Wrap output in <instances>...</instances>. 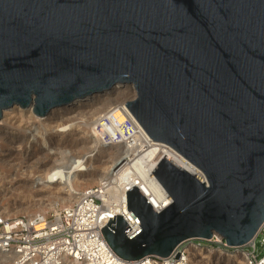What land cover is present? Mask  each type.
<instances>
[{"label":"water","instance_id":"water-1","mask_svg":"<svg viewBox=\"0 0 264 264\" xmlns=\"http://www.w3.org/2000/svg\"><path fill=\"white\" fill-rule=\"evenodd\" d=\"M125 85L149 136L205 181L162 157L152 173L171 203L127 190L141 228L128 237L110 217L111 249L136 261L214 235L246 245L264 221V0H0V118Z\"/></svg>","mask_w":264,"mask_h":264},{"label":"built area","instance_id":"built-area-1","mask_svg":"<svg viewBox=\"0 0 264 264\" xmlns=\"http://www.w3.org/2000/svg\"><path fill=\"white\" fill-rule=\"evenodd\" d=\"M138 156L123 158L121 164L113 168L111 176L79 191L78 199L69 205L29 216L6 217L0 214V254L8 259L9 264H63L65 259L80 264H188L187 247H193L239 256L241 264H264V221L254 238L244 246L230 247L220 236L214 235L210 240H186L167 257L150 255L136 261L118 257L101 229L108 222L105 221L107 209L117 204L126 208V212L121 214L130 227L125 235L129 237L141 228L127 210L126 201V191L134 185L140 190V185L137 181L134 185L127 181L120 188L114 180L125 161L131 160L132 165ZM159 161L155 162L153 170ZM153 170L150 172L152 177ZM141 193L149 202L148 195Z\"/></svg>","mask_w":264,"mask_h":264},{"label":"rangeland","instance_id":"rangeland-1","mask_svg":"<svg viewBox=\"0 0 264 264\" xmlns=\"http://www.w3.org/2000/svg\"><path fill=\"white\" fill-rule=\"evenodd\" d=\"M97 95L103 99L99 102L100 105L98 103L97 106H93L83 116H76L75 113L59 115L62 107L54 108L51 110L52 114L42 117L17 105L3 111L0 118V145L1 143L4 145L1 155H7V159L0 165L1 215L15 217L49 213L55 207L66 206L75 201L74 198L64 200L65 192L57 187H42L37 183V178L44 176L45 166L53 161L57 163L60 157L86 155L92 151L94 148L90 142V138H94L91 131L92 120L114 103H125L133 97L134 92L130 86L125 85L115 86L112 90ZM76 105L78 103L63 108L73 110ZM63 125H71V130L60 132L59 129ZM99 156L101 155L98 153L94 155L92 165L94 168L101 167L96 161ZM95 184L96 180L89 181L87 185L77 187L76 191L79 193L82 189ZM241 263V257L211 248L190 252L188 261V264Z\"/></svg>","mask_w":264,"mask_h":264},{"label":"bare ground","instance_id":"bare-ground-1","mask_svg":"<svg viewBox=\"0 0 264 264\" xmlns=\"http://www.w3.org/2000/svg\"><path fill=\"white\" fill-rule=\"evenodd\" d=\"M101 100L103 99L98 98V95L94 94L91 97L78 100L73 104L67 103L60 106L59 108L62 107V111L58 114L64 115L65 113H75L76 116H83L86 111H89L95 105L97 106ZM77 103L78 105L72 108L73 110L63 108ZM29 110L32 111L31 108H29ZM50 113L52 114V112ZM91 123V131L94 138H90V142L94 147L93 150L86 155L63 156L65 158L60 157L57 163L53 161L45 166L44 170L46 173H44L43 170L44 176H39L37 178V183L41 184L42 187H57L65 192L64 200L74 198L76 201L78 199V192L76 191L77 187L87 185L89 181L96 180L98 183L103 179H107L111 176L113 168L117 167V163L119 161L122 162L123 158L131 157V155L139 156L132 165L130 164L131 160L128 162L126 160L116 173L114 180L118 182L120 188L124 187V185L127 184V181H131L130 183L133 185L137 181L136 183L140 185L138 187H141L140 190L148 195L150 205L157 211L164 209L171 203V197L167 194L163 186L154 176L152 177L150 175V172L155 166V162L165 155L199 180L205 181V177L200 169L189 163L167 144L153 140L125 103H114L113 106H109L104 112L93 119ZM70 126L71 125H63L60 127L59 131L63 133L70 129ZM122 128L125 130L123 129V131ZM3 146L4 145L1 143L0 165L5 163V160L7 159V155H1L4 151ZM97 153L101 155L97 157L96 160L101 167L94 168L92 165L94 163V155ZM110 161L111 164L108 165ZM115 199H119L116 194ZM125 212L126 208L122 204L110 206L107 209V220L105 221H109L110 217L111 220H113L114 215H121ZM187 251L190 255V252L199 251V248L187 247ZM0 264H9L8 259L2 254H0ZM63 264L80 263L65 259Z\"/></svg>","mask_w":264,"mask_h":264}]
</instances>
